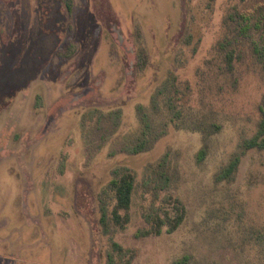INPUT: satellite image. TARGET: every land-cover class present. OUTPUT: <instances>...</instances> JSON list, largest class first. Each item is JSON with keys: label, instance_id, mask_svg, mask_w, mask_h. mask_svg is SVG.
<instances>
[{"label": "rangeland", "instance_id": "374dc122", "mask_svg": "<svg viewBox=\"0 0 264 264\" xmlns=\"http://www.w3.org/2000/svg\"><path fill=\"white\" fill-rule=\"evenodd\" d=\"M257 17L264 0H0V264H106L99 201L119 167L137 178L131 223L114 236L132 264H264V150L216 180L261 120ZM118 108L116 130L100 123ZM144 112L161 136L122 152ZM198 124L220 128L203 160ZM165 155L173 182L161 198L179 197L187 217L139 238L146 168Z\"/></svg>", "mask_w": 264, "mask_h": 264}, {"label": "trees", "instance_id": "16d2710c", "mask_svg": "<svg viewBox=\"0 0 264 264\" xmlns=\"http://www.w3.org/2000/svg\"><path fill=\"white\" fill-rule=\"evenodd\" d=\"M72 3L69 1V9H72ZM259 17H257L258 19ZM258 25L261 26L259 35H254L251 42V53L256 59L264 64V18L258 19ZM226 64L229 71H233L234 62L237 59L236 51L228 50L226 47ZM145 50L141 51L140 58L146 60ZM144 65V62H143ZM142 65V66H143ZM160 93H156L152 99V106L157 108V97ZM170 118L176 119L177 108L167 101ZM261 120L258 124L256 133L245 139L240 150L233 154L228 164L224 166L216 175L218 182H232L235 179L236 173L242 163L243 157L252 149L264 150V98L260 104ZM141 128L130 141L122 146V152L127 154H138L146 152L150 144L161 136L162 132L156 130V121L153 116L147 113L141 114ZM123 118V109L118 108L109 113L99 115L100 123L104 124L109 121L110 129L116 130ZM174 125L180 128L177 124V119L173 120ZM192 130L203 134L205 145L199 152L201 160L205 159L208 154V139L210 136L217 133L220 128L217 125H210L209 128L198 124ZM169 156L165 155L159 161L150 163L145 172L143 187L145 193L149 194L150 201L145 207L144 219L147 227L137 231L136 236L145 238L150 236H160L164 230L168 233L176 232L184 223L187 217V208L184 202L179 197L166 195L161 198L163 192L167 191L173 182V174ZM137 187V178L135 173L129 167H119L113 171V178L107 188L103 190L102 197L99 201V224L101 231L105 236H108L111 242L110 250L107 252L106 264H132L136 257L135 252L123 247L114 240V236L119 231L126 230L132 219V205L134 193Z\"/></svg>", "mask_w": 264, "mask_h": 264}]
</instances>
